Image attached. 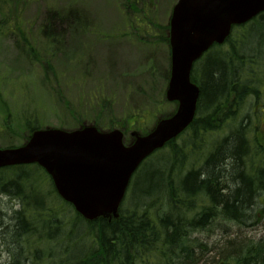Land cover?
<instances>
[{
	"label": "rangeland",
	"instance_id": "1",
	"mask_svg": "<svg viewBox=\"0 0 264 264\" xmlns=\"http://www.w3.org/2000/svg\"><path fill=\"white\" fill-rule=\"evenodd\" d=\"M124 1L0 0V148L20 145L27 124L71 128L84 118L100 123L103 128L120 120L125 131L140 130L152 128L161 111L174 109L175 104L164 100L172 72L170 48L162 35L178 0H142L137 8L133 5L127 8ZM54 17L62 20L61 27L43 30L45 23L52 22ZM138 17L144 25L132 31L130 26ZM251 22L236 28L226 43L214 46L195 65L202 80L206 66L214 61L220 60L222 66L234 60L239 71L245 60L239 57L249 47L260 54L256 58L263 68L255 65L257 72L250 83V94L232 97V114L219 122L218 127L204 130L197 142L202 143V148L198 149V155L192 152L189 157L195 161L199 156V166L219 143L216 140L238 134L243 123L248 143H253L256 132L264 128V87L255 98L251 95L264 83V18ZM145 28L153 37L138 39L135 31L142 32ZM23 31L31 44L24 41ZM227 43L233 45L226 49ZM33 46L39 58L32 63L23 51ZM217 51L228 52L215 60ZM205 116L204 113L200 118ZM185 134L179 139L180 144L190 137L189 131ZM166 147L159 150H169ZM143 164L139 168L141 175L135 174L133 180L147 175L153 182L157 174L147 167L153 163ZM258 165L255 171L259 170ZM42 170L36 164L0 170V264H24L30 260L57 264L87 250L84 222L59 198ZM13 179L22 181L20 188L29 196L30 204L43 208L30 206L25 195L2 191V185ZM135 182L128 190L131 197L137 192ZM228 183L230 186L232 179ZM11 207L19 208L28 219L33 227L31 233L24 232L17 239L4 230L1 213L7 215ZM256 211L245 223L214 219L209 230L195 232L193 238L214 247L205 260L209 258L207 262L211 263L218 251H226V247L233 245L230 241L234 239L264 242V193L257 200Z\"/></svg>",
	"mask_w": 264,
	"mask_h": 264
},
{
	"label": "trees",
	"instance_id": "2",
	"mask_svg": "<svg viewBox=\"0 0 264 264\" xmlns=\"http://www.w3.org/2000/svg\"><path fill=\"white\" fill-rule=\"evenodd\" d=\"M141 1L127 0L124 4L127 8L132 5L137 8ZM54 18L52 22L45 23L43 30L61 27L62 20L55 18V21ZM259 18H264V13ZM167 29L168 26L163 28L162 35L166 39ZM23 34L24 41L30 43L24 31ZM46 46H49L47 42ZM247 48L242 50L246 54L239 57L245 59L239 71L234 60L228 65H220L219 59L227 54L225 52L215 58L219 61L206 66L203 80L197 75V70L194 72V79L197 82L198 78L201 79V98L198 117L188 130L190 137L182 144L179 139L184 134L170 140L165 146L169 150H158L155 159H152L155 156L152 155L144 162L153 163L147 167L157 175L153 182L147 175H142L141 180L132 181L130 187L135 182L137 192L133 197L128 194L117 218L100 217L94 221H84L76 213V218L84 222L83 229L89 245L80 255L64 258L57 264H264L263 241L231 240L233 245L226 247V251H218L209 263V258L205 260V257L214 247L192 237L195 232L209 230L217 217L224 222L245 223L256 215L257 200L264 193V142L255 140L248 143L243 134L245 123L237 131L238 134L225 137L222 145L215 147L201 166L199 156L195 161L189 159L192 152L198 155V149L202 148V143L198 145L197 142L205 134L204 130L218 127L219 122L222 123L228 114H232V97L239 98L249 93L250 83L254 80L249 81L253 76L249 66L261 68L256 58L261 56ZM24 51L33 61L39 57L34 46ZM259 87H264V83ZM204 99L207 101L204 102ZM223 107L228 113L224 114ZM204 113L206 116L201 119ZM34 129L30 126V131ZM142 130L146 131L147 128ZM256 163H259L258 171L254 170ZM141 171H138V177ZM229 178L232 179L230 186ZM20 181H8L2 185V191L11 192L14 196L25 195ZM25 197L30 206L43 208L30 204L29 196ZM29 225L22 212L13 207L3 220L4 230L17 239L22 233L33 231ZM37 261H24V264H40Z\"/></svg>",
	"mask_w": 264,
	"mask_h": 264
},
{
	"label": "water",
	"instance_id": "3",
	"mask_svg": "<svg viewBox=\"0 0 264 264\" xmlns=\"http://www.w3.org/2000/svg\"><path fill=\"white\" fill-rule=\"evenodd\" d=\"M264 11V0H179L171 20L172 77L167 99L177 110L161 118L130 145L121 129L94 124L77 129L47 127L16 147L0 148V167L41 165L59 194L85 218L118 217L131 178L145 158L182 133L194 120L200 88L191 79L195 60L223 42L235 24Z\"/></svg>",
	"mask_w": 264,
	"mask_h": 264
},
{
	"label": "bare ground",
	"instance_id": "4",
	"mask_svg": "<svg viewBox=\"0 0 264 264\" xmlns=\"http://www.w3.org/2000/svg\"><path fill=\"white\" fill-rule=\"evenodd\" d=\"M216 141H217V142H220L221 144H220V143H216V144H215V147H217V146H219V145H222V142H221L220 140H216ZM215 147H214V148H215ZM1 214H2V217H1V218L4 220V218H5L6 215H5V214L3 215V213H1ZM215 219H221V218L217 217V218H215Z\"/></svg>",
	"mask_w": 264,
	"mask_h": 264
},
{
	"label": "flooded vegetation",
	"instance_id": "5",
	"mask_svg": "<svg viewBox=\"0 0 264 264\" xmlns=\"http://www.w3.org/2000/svg\"><path fill=\"white\" fill-rule=\"evenodd\" d=\"M229 40V39H228ZM229 43H227V45H228ZM229 48H230V46H229Z\"/></svg>",
	"mask_w": 264,
	"mask_h": 264
}]
</instances>
